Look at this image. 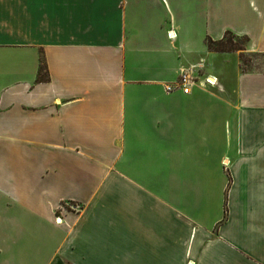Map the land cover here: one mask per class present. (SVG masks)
<instances>
[{
    "label": "crops",
    "instance_id": "obj_1",
    "mask_svg": "<svg viewBox=\"0 0 264 264\" xmlns=\"http://www.w3.org/2000/svg\"><path fill=\"white\" fill-rule=\"evenodd\" d=\"M225 32L264 54V0H0V264H264V73Z\"/></svg>",
    "mask_w": 264,
    "mask_h": 264
},
{
    "label": "trees",
    "instance_id": "obj_2",
    "mask_svg": "<svg viewBox=\"0 0 264 264\" xmlns=\"http://www.w3.org/2000/svg\"><path fill=\"white\" fill-rule=\"evenodd\" d=\"M248 44V39L246 37H237L230 32H225L223 37L218 41H213L209 38L205 40V46L209 52L215 53H239L240 69L242 72H246L244 69V56L258 55V54H248L246 53V46ZM42 71V69H41Z\"/></svg>",
    "mask_w": 264,
    "mask_h": 264
},
{
    "label": "built area",
    "instance_id": "obj_3",
    "mask_svg": "<svg viewBox=\"0 0 264 264\" xmlns=\"http://www.w3.org/2000/svg\"><path fill=\"white\" fill-rule=\"evenodd\" d=\"M201 64L202 63H200L198 65V67H201L202 66ZM193 71H194V68H190L187 71L180 72L179 79H178L176 85H178L182 88L183 94H187L189 92L188 87L192 84H195V80L193 79V77H191V75L193 74ZM214 83H215V79H213L211 77H206L204 79V84L212 85ZM166 91L171 92V89L167 88ZM59 221L60 220L58 218L55 219V223H58ZM189 264H191V263H189Z\"/></svg>",
    "mask_w": 264,
    "mask_h": 264
},
{
    "label": "rangeland",
    "instance_id": "obj_4",
    "mask_svg": "<svg viewBox=\"0 0 264 264\" xmlns=\"http://www.w3.org/2000/svg\"><path fill=\"white\" fill-rule=\"evenodd\" d=\"M244 69L248 73H264V54L258 55H245L244 56ZM59 224V223H55Z\"/></svg>",
    "mask_w": 264,
    "mask_h": 264
}]
</instances>
